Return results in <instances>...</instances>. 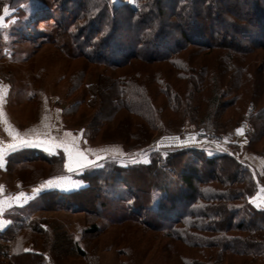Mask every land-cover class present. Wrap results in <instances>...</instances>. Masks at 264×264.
I'll list each match as a JSON object with an SVG mask.
<instances>
[{"label":"trees","instance_id":"1","mask_svg":"<svg viewBox=\"0 0 264 264\" xmlns=\"http://www.w3.org/2000/svg\"><path fill=\"white\" fill-rule=\"evenodd\" d=\"M36 1L33 13L20 15L24 21L15 34L31 43V24L52 20L50 32L33 36L62 47L70 59L103 67L100 78L111 81L107 87L114 90L113 96L101 92V82L85 86L86 94L91 95L88 105L98 102L96 118L85 124V139L93 144H120L127 152L150 144L156 134L178 126L171 124L172 118L167 123L162 121L154 105L157 96L164 100L160 108L170 111L180 123L188 120L208 133L223 136L240 119L235 117L236 109L230 118L226 110L238 99L249 97L254 113L246 119V147L264 158V72L259 73L256 63L246 58L253 49L264 46V0H233L232 7L224 9L221 5L229 0H139L137 10L126 5L109 8L103 0L102 15L114 21L105 31L96 30L94 25L70 30L68 21L52 18L43 0ZM9 5V0L0 1V7ZM164 8L169 11L166 20L161 19ZM188 47L199 48L198 53L223 52L224 58L214 68L207 64L191 67L178 57ZM148 62L170 63L183 95L169 81H154L162 88L156 91L150 83L140 81L139 70L123 72ZM83 71L75 76L73 91L82 86ZM4 72L0 66V79L8 81L15 91ZM107 99L110 104H106ZM78 105L61 108L63 118L75 113ZM97 118L100 124L94 128ZM115 120L113 128L109 123ZM104 121L109 125L102 127ZM97 138L105 141L96 143ZM36 162L51 166L48 176L66 174L61 152L47 156L34 150L20 151L9 157L7 169L29 170ZM42 171L39 168V175L35 174L37 180L44 177ZM246 174L248 171L231 158L208 155L196 148L154 156L147 164L121 167L115 163L108 168L86 169L75 175L84 182L82 188L44 191L8 215L11 223L0 231V264H58L59 258L70 255L82 257L85 263L90 261L76 235L96 234L101 225L96 221L86 226L77 223L75 233L68 232L70 224L62 218L43 217L50 212H83L106 225L138 224L167 239L168 247L180 242L194 248L197 256L188 255L182 264H264V209L248 203L255 187ZM45 236L46 246L38 239ZM39 244L44 247L39 248Z\"/></svg>","mask_w":264,"mask_h":264},{"label":"rangeland","instance_id":"2","mask_svg":"<svg viewBox=\"0 0 264 264\" xmlns=\"http://www.w3.org/2000/svg\"><path fill=\"white\" fill-rule=\"evenodd\" d=\"M0 1L6 2L8 0ZM9 1H11V5L0 7V12L3 11L5 7H7L8 10L7 14L4 15L8 20L6 21V27L4 29H0V66L3 67L5 76L11 78V81L13 82L12 84H14L13 89H15V91L12 90L10 102V113L12 117L17 120L20 125L24 126L28 123L38 122L37 118H40L41 115L40 110L46 109V107L50 108L51 106L54 109H58L61 114L60 122L58 123L60 137L61 133L69 135L73 134L75 139L77 141L79 140V148L84 152L92 154L95 159V163L88 168L69 172L64 169L66 172L65 175L56 176H48V171L51 167L49 164L36 162L32 164L33 169L31 168L24 171L12 167V169L4 175V179H7V181L9 180V183L19 181L21 188L26 187L25 191H29V193L32 191L30 186L34 184H41L47 179L53 177H71L72 180H75L76 184L82 183L84 185V182L77 179L75 175H79L86 169L99 167L108 168V165L115 163L121 167L147 164L154 156L165 157L167 154L175 150L196 148L203 149L208 155H225L239 163L248 171L246 176L248 175V177L252 179V183H254L255 187L254 194L247 198L248 203L252 205L251 198L258 195V193H261V196H264V172L262 169L260 170L259 161H264V158L259 156L257 153L248 150L246 147V132L248 130V122L246 119L254 113L252 102L249 101V97L238 99L233 107L226 110L227 115L229 114L227 117L230 118L231 115H234V110L236 109L238 113L235 114V117L238 120L240 116V119L238 120V123L232 127L228 134L223 136L210 132L208 133L202 127L194 126V124H191L188 120H183L182 123H180L181 121L178 117H172V113L170 111L160 108L163 106L164 100L162 96H157L154 99V105L158 109V114L162 116V121L167 123L168 120L172 118L171 124L173 126L178 125L177 127L165 130L163 133L156 134L150 144L128 152L125 151L120 144H93L83 137V131L85 124L91 119L94 120L96 118L93 116L98 102L96 103L94 101L88 105L91 95L86 94L85 86L87 84L94 85L101 82L103 83V88L100 89L101 92L103 94L111 93L112 96L114 95V90L111 91V87H107L108 83L111 84V81L100 78L101 73L105 72L103 67L88 63L84 59H70L65 54L62 47L48 41L45 42L41 38L36 39L35 37H42L45 33L50 32L54 28L51 26L53 24L52 20H44V22L31 24V27H29L31 35L33 36L34 33L37 35L35 37H30L33 40L31 43L25 42L24 38L15 34L17 27H19L24 21L20 15L24 13H33L37 1ZM104 1L108 3L110 6L109 8L113 9L122 5H126L132 10H137L140 7L139 0H132V3H129V0ZM232 1L233 0H229L230 4L227 3L225 6L221 5L222 9L226 6L232 7ZM42 3L43 6L48 8L49 14L54 15L52 18L54 17L58 20L62 19V21H68V28L70 30H83L89 28L91 25H94L96 30L105 31L109 28L111 29L112 24L114 23V21L107 18V15H102L101 9L104 6L103 0H43ZM16 12L18 14H15ZM164 13L165 15L162 14L161 17L162 20H166L169 17L168 9L164 8ZM14 14L17 16H14ZM76 17H78V19ZM26 25L28 24L26 23ZM116 25L119 27L120 23L117 22ZM219 25L220 24H217V26ZM114 39L116 38L113 37L112 41H114ZM239 39L244 41V43H247L244 36H239ZM198 49L199 48L196 47H188L186 50L181 51L178 57L181 59V62H187V64L191 67L196 66L195 68H198V65L200 66L202 64H207L210 68L217 67L218 62L220 64L221 60L224 58L223 52L211 51L198 53ZM246 58L247 60H251V62L254 61L256 63V66H258L260 70L258 71L259 73L262 74V72H264V46L253 49L251 54H249ZM135 62L138 63L137 61H134L133 63ZM223 64H225V62ZM141 65H138L139 67H133L132 69L127 68L123 72L133 73L134 71L139 70L140 81L150 83L151 85H149V87L156 88V91L161 90L162 88L156 86L154 81H157L158 79L169 81L174 84V87L183 95L184 89L180 86L181 84L176 81L175 76L177 72L174 68H171L170 63L148 62L147 64ZM82 70H84V80L82 82V86L78 90L73 91L71 89L73 80ZM7 73H11V75H8ZM260 76L262 77V75ZM10 86L12 85L10 84ZM92 88L95 89V87ZM149 89L151 90L152 88ZM182 98L185 100L184 96ZM76 102L80 105H78L75 113H72V115L68 118H63L61 108L70 107ZM105 102L106 104H108V102L110 104V100L108 99ZM205 107L206 105H203V108ZM102 119L107 121L106 118ZM98 121L99 118L96 119L94 128L100 124ZM105 121L102 123V127H106L111 124L112 127L115 128L117 124L116 120L109 124L105 123ZM240 125H244V134L236 137L235 130ZM198 130H203L205 133L211 135L213 137V139H210L212 142L217 138L218 140L214 142L218 145V147L207 143L199 146H190L163 151H155L153 148L155 143L163 136H183L186 133ZM100 141L105 140L97 138L95 142L98 143ZM96 157L102 158L97 160ZM39 168L44 169V171L41 172V176L44 177L37 180L36 176L40 173H38ZM228 173L230 174L231 171ZM139 179V181L142 180V178ZM11 189L16 191L19 188L15 186V188ZM92 194L90 193V195ZM237 205L241 206L240 204ZM90 210L93 211V208L91 207ZM43 217L51 219L62 218L61 220H63L66 224H70L68 232L73 233H75L74 227L77 223L86 226L87 222L90 224L91 222L96 221L98 225H101L96 234H92L88 237H81L79 234L76 235L82 250L86 254V258L90 260L89 262L85 263L83 258L80 256L70 255L68 258H57L58 264H182V259L188 255L192 257L197 256L194 248H188L180 242H174L172 248L168 247L167 239L160 238L156 232L144 229L138 224L123 223L106 225L103 224L104 222L100 218L93 217L91 214L85 215L83 212L67 213L63 215L59 212H50L44 213ZM10 223L11 221L9 220L8 226ZM45 237L38 238L41 243L44 242V246L47 245V237ZM26 245L27 244H25L24 247L28 248L29 246L27 245L26 247ZM44 246H40L39 244L38 247L43 248ZM39 248L37 249L41 250Z\"/></svg>","mask_w":264,"mask_h":264},{"label":"crops","instance_id":"3","mask_svg":"<svg viewBox=\"0 0 264 264\" xmlns=\"http://www.w3.org/2000/svg\"><path fill=\"white\" fill-rule=\"evenodd\" d=\"M0 14H3V11ZM6 21H8L6 16H4L3 20H0V29L6 27ZM11 96L12 88L10 84L0 80V231L8 226V215L14 209L23 207L40 193L49 190L69 192L84 186L82 183L76 184L75 180H72L71 177L60 178V176L50 178L54 180V185L51 187L46 186L44 182L30 186L32 191L29 193V191H25L26 187L21 188L19 181L9 183V180L4 179V175L8 173L7 162L11 155L24 150H34L47 156L57 155L61 152L64 165L65 161L69 160V154H66L64 151L67 147L71 156L69 162L72 165V171L82 170L92 166L93 163L88 164L86 162L87 160H92L95 163L92 154L84 152L79 148V140L77 141L73 134L61 133L60 137L58 123L60 122L61 114L58 109H54L52 106L50 108L46 107V109L40 110L41 115L40 118H37L38 122L28 123L22 126L10 113ZM42 141L44 142L43 147L36 146ZM21 142L26 143L22 144ZM9 145H16V147L10 149ZM78 153L86 157V161L80 167L76 165V162L79 161ZM259 161L260 170H263L264 161ZM64 169L69 172L65 167ZM15 186L19 188L16 191L11 189L15 188ZM34 189L40 190L34 191ZM20 193L24 195L20 196ZM251 202L255 208L264 209V196H261V193L252 197Z\"/></svg>","mask_w":264,"mask_h":264},{"label":"built area","instance_id":"4","mask_svg":"<svg viewBox=\"0 0 264 264\" xmlns=\"http://www.w3.org/2000/svg\"><path fill=\"white\" fill-rule=\"evenodd\" d=\"M237 128L241 129V132L239 134L235 130L236 137H239L242 134H244V125H240ZM210 139H213V137L205 133L203 130L186 133L183 136L166 135L161 137L155 143L153 148L155 151H163V150L177 149V148L190 147V146H199L207 143L218 147V145H216L214 142L218 139L216 138V140H213V142Z\"/></svg>","mask_w":264,"mask_h":264},{"label":"snow or ice","instance_id":"5","mask_svg":"<svg viewBox=\"0 0 264 264\" xmlns=\"http://www.w3.org/2000/svg\"><path fill=\"white\" fill-rule=\"evenodd\" d=\"M129 3H132V0H129ZM7 11H8V10H7V7H5V8L3 9V14H0V20H3L4 15L7 14ZM236 131H237V133L239 134V133L241 132V129L237 128ZM21 143L23 144V143H26V142H21ZM36 146L43 147V146H44V142L42 141V142H40L39 144H37ZM15 147H16V145H9V148H10V149L15 148ZM64 151H65L66 154H69V160H66V161H65L64 167H65L68 171H72V170H73V169H72V165H71V163L69 162V161L71 160V156H70V153H69V149L66 147V148L64 149ZM77 155L79 156V161L76 162V165H77V167H80V166L83 165V162L86 161V157H85L83 154H80V153H78ZM101 158H102V157H96L97 160H99V159H101ZM86 162H87L88 164L94 163V161H92V160H87ZM44 184H45L46 186H48V187H51V186L54 185V180H52V179L47 180V181L44 182ZM56 186H59V185H56ZM39 190H40V189H34V191H39ZM19 195H20V196H23L24 194H23V193H20Z\"/></svg>","mask_w":264,"mask_h":264}]
</instances>
